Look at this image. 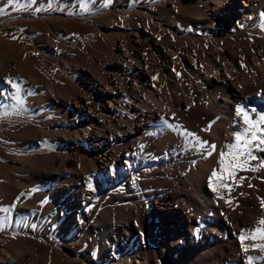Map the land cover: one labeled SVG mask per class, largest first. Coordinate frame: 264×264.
<instances>
[{"label":"bare ground","instance_id":"6f19581e","mask_svg":"<svg viewBox=\"0 0 264 264\" xmlns=\"http://www.w3.org/2000/svg\"><path fill=\"white\" fill-rule=\"evenodd\" d=\"M26 3L1 20L26 37L0 35V90L11 78L24 99L19 120L0 118V138L23 150L0 157V207L11 208L0 213L11 224L0 231V264H247L261 255L243 252L239 235L264 217V151L227 188L212 191L208 177L241 130L235 109L264 114V0H89V11L78 0L21 10ZM15 104L0 94V111ZM16 229L32 242L6 244Z\"/></svg>","mask_w":264,"mask_h":264},{"label":"snow or ice","instance_id":"6c2138e0","mask_svg":"<svg viewBox=\"0 0 264 264\" xmlns=\"http://www.w3.org/2000/svg\"><path fill=\"white\" fill-rule=\"evenodd\" d=\"M17 2L18 0H8V3L13 6H15ZM78 2L84 11H89V0H78ZM34 3L35 0H27V3L22 6L21 10ZM52 3L53 0H49V8L52 7ZM110 3L111 0H105L103 7H107ZM40 10L39 8L36 9V11ZM2 14H4V9L0 8V15ZM261 19V27L264 28V14H261ZM6 84L9 85V87L0 90V94L4 95L5 98L15 100V106L19 111L24 105V99L21 96V85L11 78L6 81ZM235 113L236 116L242 120L241 130L234 132L235 142L228 143L225 146L227 151L222 150L219 152V160L217 161L219 171L214 168L208 177V186L214 192L217 191L218 187H229L226 180H234L237 171L247 169L249 162L257 159V157L253 155L255 150L264 151V127H261L264 125V114H260L257 119L253 120L248 112L239 106L235 109ZM7 114V112L4 113V115ZM237 122L239 123L240 121ZM165 124H167V121H165ZM167 127L174 128V130L185 137H193L196 142V147L200 150L207 151L208 156H211L212 153L216 151V145H209L208 142L201 141L195 134L189 133L186 130L180 132L179 126L168 124ZM188 143L191 144V141ZM260 166L264 167V161H262ZM251 170L255 171L256 169L253 168ZM89 187H91V185H89ZM261 207L264 208V200H261ZM10 212L11 208L0 207V213ZM6 219L7 216H0V226L3 225ZM239 240L243 252L248 253L249 250L252 249L258 250L261 253L259 256H247V264H259V262L264 261V217L258 220L257 226L254 229L243 230L239 235ZM246 240L253 241L254 243L245 244Z\"/></svg>","mask_w":264,"mask_h":264},{"label":"rangeland","instance_id":"374dc122","mask_svg":"<svg viewBox=\"0 0 264 264\" xmlns=\"http://www.w3.org/2000/svg\"><path fill=\"white\" fill-rule=\"evenodd\" d=\"M11 5V4H10ZM9 6L8 0H0V8L4 9V14L0 15V35L5 36L9 39H19L22 40L26 37V32H20L19 28L16 24H13V22H5L1 21L2 17L5 16H14L16 12L14 11L17 8V3H15V6ZM11 9H10V8ZM6 11V12H5ZM13 14H12V13ZM9 13V14H8ZM5 15V16H4ZM30 51L34 57V60L37 61V58L40 57L42 55V53H44L43 49L40 47L39 43L37 42V40L35 41L34 38L31 39V48ZM37 63L41 64V61L38 59ZM46 66H48V62L45 63ZM61 66L60 62L58 61L55 64L54 69L58 70V68ZM217 80V79H214ZM223 98H225L224 96H222ZM181 98H183V96H181ZM219 102H222L225 104V102L223 101V99H218ZM179 102V101H178ZM186 103V104H185ZM179 108L185 109L187 107V102H179L178 105ZM158 109L160 110H164L165 106L160 102L158 105ZM12 110V111H11ZM11 110H1L0 111V118L4 119V118H11V119H16L19 120L20 117L24 114L23 109H20L19 111L17 110V108L11 109ZM7 112V115H4V113ZM35 120H32L31 122H29L30 124H28L27 128L29 129H33L35 128L37 125V122H35ZM35 124V125H34ZM11 137L8 138H0V140H2V142L0 143V157H3L4 159L10 161L16 158L17 155H20V153H23V150L21 151V149L19 148H15L16 145L14 144V141L11 140ZM5 140V142H4ZM191 141V144H187L188 147H193V142L192 140H187L186 142ZM15 146V147H14ZM36 149H29L28 151H33ZM2 155V156H1ZM187 170H185L186 172H189L190 169L186 168ZM234 186H239L238 184L232 183ZM7 222V223H6ZM11 227V224L9 223V221H4L3 225L0 226V231L3 232L4 230H9ZM31 233H23L20 229H16V230H12L11 231V236L8 238V240H6V244H9L11 246H15L16 244H22L25 242L31 243L32 242V237L30 235ZM13 235V236H12Z\"/></svg>","mask_w":264,"mask_h":264}]
</instances>
